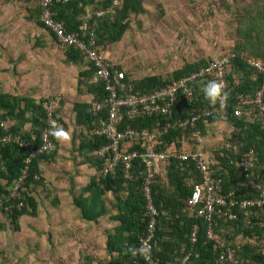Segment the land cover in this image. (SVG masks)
Returning a JSON list of instances; mask_svg holds the SVG:
<instances>
[{
	"label": "built area",
	"instance_id": "built-area-1",
	"mask_svg": "<svg viewBox=\"0 0 264 264\" xmlns=\"http://www.w3.org/2000/svg\"><path fill=\"white\" fill-rule=\"evenodd\" d=\"M66 2L67 0H37L39 9L38 20L55 40L64 47L77 50L85 62L89 63L91 74L87 78L90 85L100 84L105 91L102 97H95L90 103V110L94 113L104 112V117L97 120V126L92 127L89 133L102 135L105 143L93 148L88 155L100 160L101 173L110 174L116 167H120L122 177L131 178L132 161L136 159L142 166L141 194L143 196L142 216L145 226L138 239L137 247L146 240L155 246V225L158 211L153 204L150 181L155 173L154 166L157 162H168L176 159L177 165L184 168L187 164L195 173L191 182L189 194L184 199V207L195 220L188 230L187 241L193 246L197 240L199 230L197 220L204 223L203 238L209 241L216 249V256L212 264H239L236 257V249L244 242L252 243L264 250V236L256 234L237 235L240 243H230L223 235L214 232L216 219L223 222L239 223L243 229L264 226V152L261 157L254 147L249 146L239 152L236 157L230 158L226 153L233 150L228 142H224L215 149V153L206 154L201 146L188 150L180 145L170 144V149H155L154 141L159 135H164L169 129H185L189 127V139L200 143L196 124H206L209 120L222 116L226 109L221 110L219 104L213 106L204 96L202 89L212 80L223 81L225 91L229 93L234 105L231 107V115L234 118L245 116L248 122H258L260 129H264V62L249 56H242L241 60L258 77V85L250 94L232 91L227 75L231 68V60L235 57L233 52H224L216 57L209 58L203 64L197 66L187 74L172 79L161 86L148 91L136 90L132 81L124 79V71L106 59L98 50L93 39V31L96 19L112 14L111 6L100 8L93 12V16H84L77 24L76 31H66L61 20L53 17L50 10L51 2ZM202 93L204 103L197 106L199 94ZM59 97L53 95L42 102L45 114L46 126L41 130L38 145H32L18 135H12L8 131L0 132V147L10 142L24 153L22 166L17 176L7 184L5 193L0 196V213L11 214L13 210H19L22 205L20 194L22 181L28 173L29 164L33 157L53 151L55 144L51 139L49 130L54 120L62 125L55 114ZM180 101L184 106L177 107L184 116L175 120L165 121L161 126L149 129L134 128L123 121L133 120L137 117L164 116L171 113ZM229 103V100H228ZM157 120V119H156ZM158 124V122H156ZM0 127L5 128L0 121ZM214 154L225 157L228 163L242 173V179L235 182L237 187L249 188L253 194L235 192L233 189L223 193L221 191L222 179L215 175L210 168V160L215 162ZM216 163V162H215ZM0 170H4V163L0 160ZM36 178V176H33ZM4 182V180H3ZM238 242V240H237ZM191 248L182 253L175 260L165 261L163 264H186L189 261ZM142 260L146 264H157L158 260L152 255L151 260ZM133 264V263H130Z\"/></svg>",
	"mask_w": 264,
	"mask_h": 264
},
{
	"label": "trees",
	"instance_id": "trees-1",
	"mask_svg": "<svg viewBox=\"0 0 264 264\" xmlns=\"http://www.w3.org/2000/svg\"><path fill=\"white\" fill-rule=\"evenodd\" d=\"M253 2H255L254 6L249 5L248 8L238 11L235 31L237 37H240L243 43L240 45H244L243 48L255 56L252 58L264 62V0H253ZM91 5L93 8L98 9L110 5L113 10L112 14L108 13L96 19L93 39L98 48H100V44L118 41L123 32L128 28L129 15L142 12L141 0H118L117 4H115L114 0L52 1L50 10L55 19L63 22L66 31H76L77 24L85 16L82 15L86 13L87 7ZM35 11L39 15V9L37 8ZM93 12L91 16H93ZM38 24L41 26L40 22ZM98 51L101 53L100 49ZM63 54L66 61L76 63L82 60L84 62V68L77 73V93H79L81 86H84L85 92L91 94V100H96L95 97H102L106 94L100 84H87L86 80L91 74L92 69L90 67L86 68L90 64L84 61L83 56L77 50L66 47ZM205 61L200 59L194 63L184 64L172 72L170 80L187 74ZM230 69H232V72L233 70L234 72L235 70L241 72L237 81L232 78V73H228L227 79L232 87L230 94L235 92L250 94L256 89L258 77L241 60L240 54L235 53V57L231 60ZM124 79L132 81L134 88L140 91H148L170 81L161 79L157 75H146L138 80H133L125 72ZM48 97L33 101L28 97L0 93V121L4 122L5 118L14 121L8 128L0 127V132L4 133L8 131L12 135H18L24 140H28L32 145H38V136L46 126L42 102L46 101ZM197 99L196 105H203L202 93L199 94ZM232 105H234V101L230 98L226 113L222 116L232 126L231 137L235 140V149L233 148V150L226 154L230 158H234L239 152L252 146L258 153V156L261 157L264 152V129H260L258 122L254 120L248 122L244 115L240 118H234L231 115ZM180 106H184L183 101H180L168 115H157L150 118L141 116L134 120H125L123 121V125L128 124L135 128L145 127L149 129L156 126L154 124L158 122L160 126L165 121L177 119L180 113L177 107ZM88 107H90L89 102L81 101H74L71 106L74 124L81 126L83 129L79 133V135H82V140L78 147V151L83 153H87L91 149L105 143V138L102 135L89 133V130L93 126H97V120L104 117V112L94 114L91 110H87ZM215 118L209 120V122ZM25 124L29 128L22 131L21 128ZM197 126L201 129L202 123H197ZM176 136H179V130L169 129L164 135L159 137L157 149L166 148V145L173 141ZM52 152L41 153L32 158L27 176L21 184L20 194L23 205L19 210H13L7 216L11 223H16V219L21 214L33 215L35 213L36 201L29 194L31 192L29 186L40 184L41 177H39L37 164L40 160L50 157ZM213 153H215V150ZM23 157V151L15 143L10 142L0 147V160L4 163V170H0V179L4 180V185L0 183V196L5 193L4 187L17 176L22 166ZM214 157L216 163L213 162L210 168L214 171L215 175L222 179L221 191L225 193L233 189L235 192H244L251 196L253 192L249 188L237 187L235 185L236 181L242 179V173L229 164L228 159L225 157H218L216 154H214ZM85 160L95 165L99 176L96 181H90L81 187L77 194L72 195V203L78 208L81 217L85 220H95L96 217L104 215L107 212L102 198L104 192H111L115 199L113 206L116 213L109 215V218L117 220L118 223L111 231L104 233V251L108 256L105 264H146L141 257H132L131 255L124 254L126 247H137L138 239L145 226V220L142 216L144 200L140 186L142 176L141 164L134 159L132 161L131 178L124 179L119 166L112 173L103 175L100 172V160L88 156L85 157ZM33 176H36V178H33ZM164 176L166 181L165 186L156 181L155 175L150 181L152 201L158 211L154 231L155 246L153 247L152 255L158 260L157 264H163L165 261L177 259L183 252L191 248L190 258L186 264H212L216 256V249L211 242L205 241L203 238V222L200 220L196 221L199 226L196 243L190 246L187 241L188 230L195 220L184 207V199L189 194L195 173L190 165L187 166L186 164L184 168H180L177 165L176 159H170L165 166ZM120 192L123 193L122 197L119 195ZM215 222L214 232L219 235L222 234L220 228L224 225L225 230L227 227H231V232L234 234L238 233L243 236L256 234L261 238L264 236V226L243 229L239 223L223 222L221 219H216ZM2 228L3 223L0 222V230ZM225 236L228 240L231 237L227 236V234ZM236 257L239 264H264V250L262 251L261 247L249 242L239 244V247L236 249Z\"/></svg>",
	"mask_w": 264,
	"mask_h": 264
},
{
	"label": "rangeland",
	"instance_id": "rangeland-1",
	"mask_svg": "<svg viewBox=\"0 0 264 264\" xmlns=\"http://www.w3.org/2000/svg\"><path fill=\"white\" fill-rule=\"evenodd\" d=\"M32 1L35 2L34 0H27V3L21 7L23 14H20L19 8L18 10L14 9V13L17 15L13 14L15 17L12 20L15 24L21 23L22 27H20L23 29V33L18 29L8 37H11V43L15 50L24 51L25 54L29 53L34 56L37 51H42L39 41H34V38H41L35 33L36 29L42 27L38 24L39 15L36 14L35 10L37 9L34 7V3L31 4ZM114 2L117 4L118 0H114ZM254 4L253 0H141L142 12L129 15L128 28L123 32L120 39L113 43L100 44L99 49L106 59L116 65L118 69H122L133 80H138L146 75H157L161 79L170 80L172 72L184 64L194 63L200 59L205 61L224 52L237 53L241 57H253V54L243 48L244 45H240L243 43L241 38L237 37L235 29L238 11L248 8L249 5L254 6ZM10 10L11 8H9ZM96 10L98 8H93L92 5L88 6L86 13L82 16L92 15V12ZM26 12L31 13V17ZM8 15L11 16V14ZM6 24L5 15L0 13V33L5 32ZM43 30L48 34L52 45L57 46L61 51L65 50V47L60 46L50 33L45 29ZM4 55L7 58L5 52ZM13 55H16L15 52ZM71 68L70 79L67 78L64 83L62 82V88L68 91L66 94L70 95L69 93H71L73 96L72 98L65 96L64 99L61 93L56 94L59 97L58 105L59 102L61 104L63 102L71 103L70 101L73 99L81 102L91 101V94L85 92L84 86H81L79 93L76 92L72 80V78L75 79V74L77 79V73L84 68V62L81 60L71 63ZM229 72L232 73V78L236 81L241 74L237 70L232 72V69ZM70 116L71 112L68 110L65 118L69 121ZM216 121L211 124L206 123L199 130L200 143L193 140H189L188 143L195 147L201 146L203 152L208 155H213L214 149L224 142H228L232 149H235V140L231 137L232 126L225 119L221 123ZM187 136L189 137V135ZM209 160V164H212V160ZM161 165L157 164L156 170ZM39 193H42V196L47 195L42 191L36 195L39 205L35 214L40 213V216L46 219L44 223H47V213L51 209L48 202L49 198H43ZM0 221L4 225L0 230V236H5L0 245V264H28L27 257L32 255L29 252L33 248L31 246L32 241H28L23 235L22 247L17 246L15 248L14 243L12 246L4 245L6 241L11 240V235L16 233L15 223H11L7 215H1ZM77 229V227L72 226L71 234L65 231L63 236L55 238V241L57 238L64 240L66 242L64 245L69 242L76 245L77 252L70 253L67 256V261H72L75 264H105L108 256L102 245L104 236L100 230L94 231L92 224H90L87 227V236H85L84 230L77 231ZM227 229L232 231L231 227H227ZM37 234L39 232L35 231V235ZM43 234L46 236V241L49 242L48 237H51V233H47L45 230ZM240 242L238 238L237 243ZM20 248L23 249V254L18 252ZM42 261H46V259Z\"/></svg>",
	"mask_w": 264,
	"mask_h": 264
},
{
	"label": "crops",
	"instance_id": "crops-1",
	"mask_svg": "<svg viewBox=\"0 0 264 264\" xmlns=\"http://www.w3.org/2000/svg\"><path fill=\"white\" fill-rule=\"evenodd\" d=\"M34 1L36 2V0ZM35 2L32 1L31 4L34 3V7L37 9L38 7L35 6ZM26 3L27 0H0V13H3L5 15V20H7V24L4 28L5 32L3 31L0 33V93L28 97L33 101H37L58 93H61V96L64 99L66 98L65 96H71L72 98L73 94H66L68 91L65 88H62V82L64 83L67 78L70 79L72 72V62L65 60L63 51H61L57 46L51 44L48 34L42 28L36 29L35 33L37 36L40 35L41 38H34V41H39L42 51H37L33 56L32 54H25L24 51L15 50L13 48L11 37L8 36L13 31H18V29L21 33H23V29H21V23L18 22L15 24L12 20V18L15 17L13 14L17 15V13H14V9L18 10L19 8L21 10L20 14H23V8L21 7H23V5ZM9 8H11L10 11ZM31 11L33 12L34 10L32 9ZM26 13L31 17V13ZM8 14H11V16ZM4 52L7 55V58L5 57ZM14 52L16 55H13ZM75 76L76 74L74 75L75 79L72 78V80L73 85L76 87ZM74 101L80 100L73 99L70 101L71 103L63 102V104L59 102V105L56 108V116L58 117L64 129L68 131L71 136L70 142H58L51 135L52 129L49 130L51 139L55 144V149L51 153L50 157L45 160H40L37 164L39 177H41V182H39L40 184L29 186L31 190L29 194L36 201V209L39 205L36 196L39 191L47 194L46 196H42V193H39L41 194V197L49 198L48 202L50 203L51 209L48 210L47 213V223H44L46 219L41 217L40 213L35 214V212L33 215L21 214L16 219V233L11 235V240H8L4 243L6 246H12L15 244V248L17 246L22 247L23 235L26 237V239H28V241H32L31 246L33 248L32 251H29L32 253V255H28L27 257L28 264H75L72 261H67V256L72 252H77L76 245L72 244L71 242H69L67 245H64L66 242L58 238L55 241L57 236H63L65 231L70 233L72 226L77 227V231H80L81 229L84 230L83 233L85 236H87V227L90 224H92L94 231L99 229L104 236L106 231H111L118 223L117 220L109 218V215H114L116 213V210L113 206L115 199L109 191L104 192L102 195L107 212L104 215L96 217L95 220L83 219L78 208L72 203V195L77 194L78 190L88 184L90 181H96L99 176V172L95 165L85 160V157H91L88 155V152L83 153L78 151L80 141L82 140V135H79V133L83 131V129L81 126L74 124L73 112L71 109L72 103ZM68 110L71 112L69 121L65 118L68 114ZM87 110L89 111L90 108L88 107ZM184 114L185 113H179V117L184 116ZM222 116H217L213 121L215 122L217 120L221 123L224 120V117ZM3 121L5 128H8L12 123H14L13 120L8 118H5ZM213 121L208 123L211 124ZM154 125L159 127V125L156 123ZM203 125L205 124L203 123L202 126ZM154 127L156 126L149 128V131H151ZM28 128L29 126L25 124L22 126L21 130L24 131ZM196 128L199 132L200 129L197 124ZM177 130H179V136H176L174 140L167 144V147L164 149L166 150L172 148L170 147L171 143H173L174 147L180 145L179 141H182V148L186 150L194 148L195 146L193 144L188 143V141L191 140L187 136L190 133L189 127H186L185 129L179 128ZM158 141L159 135L154 141L155 149H157ZM159 150L162 149L159 148ZM157 164H162L158 170H156ZM166 164L167 162H157L154 166L155 173L153 176L155 175L156 181L163 186L166 185L164 176ZM0 183L4 185L3 179H0ZM119 195L122 197L123 193L120 192ZM1 215L6 214L0 213V216ZM8 215L9 214H7V216ZM45 230L47 233H51V237H48L50 239L49 242L46 241V236L43 234ZM35 231H38L39 234L35 235ZM220 231L222 233L220 235H223L224 237H226L225 234H227V236H231L227 241L230 243H237L238 239L236 236L239 235L238 233L234 234L228 229L225 230L224 225L221 226ZM94 235H96V232H94ZM3 237L5 236H0V245L4 241ZM104 240L105 236L103 238V248ZM22 250L23 249L20 248L18 252L23 254L22 252L24 251ZM43 259H46V261H42Z\"/></svg>",
	"mask_w": 264,
	"mask_h": 264
},
{
	"label": "clouds",
	"instance_id": "clouds-1",
	"mask_svg": "<svg viewBox=\"0 0 264 264\" xmlns=\"http://www.w3.org/2000/svg\"><path fill=\"white\" fill-rule=\"evenodd\" d=\"M54 38V37H53ZM55 39V38H54ZM56 41V40H55ZM57 42V41H56ZM58 43V42H57ZM60 45V44H59ZM64 47V46H63ZM87 82V80H86ZM88 84V83H87ZM225 83L223 81L212 80L209 81L202 89L205 98L213 105L219 104V108L224 110L228 106L229 93L225 91ZM92 100L89 102L91 103ZM51 135L60 143L70 142L71 136L64 129L62 125H59L56 121L51 122ZM162 136V135H161ZM125 255H131L132 257H141L145 260H151L152 248L146 240L139 247L128 246L124 249Z\"/></svg>",
	"mask_w": 264,
	"mask_h": 264
}]
</instances>
